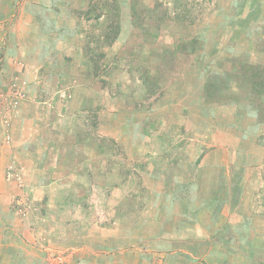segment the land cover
<instances>
[{
	"label": "rangeland",
	"instance_id": "1",
	"mask_svg": "<svg viewBox=\"0 0 264 264\" xmlns=\"http://www.w3.org/2000/svg\"><path fill=\"white\" fill-rule=\"evenodd\" d=\"M0 264H264V0H0Z\"/></svg>",
	"mask_w": 264,
	"mask_h": 264
}]
</instances>
